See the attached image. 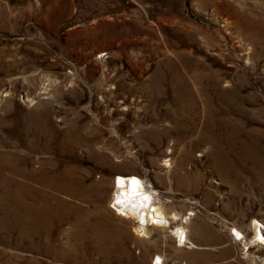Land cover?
<instances>
[{
	"label": "rangeland",
	"instance_id": "1",
	"mask_svg": "<svg viewBox=\"0 0 264 264\" xmlns=\"http://www.w3.org/2000/svg\"><path fill=\"white\" fill-rule=\"evenodd\" d=\"M0 96V264H264V0H0Z\"/></svg>",
	"mask_w": 264,
	"mask_h": 264
},
{
	"label": "bare ground",
	"instance_id": "2",
	"mask_svg": "<svg viewBox=\"0 0 264 264\" xmlns=\"http://www.w3.org/2000/svg\"><path fill=\"white\" fill-rule=\"evenodd\" d=\"M3 97L7 98L10 96L6 94ZM113 189L114 192L110 202L111 208L119 217L130 219L136 223L134 233L137 236L149 239L152 228L168 229L171 223L176 224L178 220H183V224L176 225L171 231L179 239L180 244L181 242L186 243L188 237L186 226L190 223L191 218H187V216L180 218V215L176 213L167 214L161 201L154 197L156 192L148 191L138 176L118 175V178L114 180ZM146 201L149 203L147 204ZM258 226V221L255 220L253 223L255 243L264 244V236L261 231H257ZM235 231L239 235L240 240L244 239V235L240 231ZM108 253L110 254L111 252ZM157 263L163 264L161 256L157 257Z\"/></svg>",
	"mask_w": 264,
	"mask_h": 264
},
{
	"label": "crops",
	"instance_id": "3",
	"mask_svg": "<svg viewBox=\"0 0 264 264\" xmlns=\"http://www.w3.org/2000/svg\"><path fill=\"white\" fill-rule=\"evenodd\" d=\"M147 202V204L149 203L148 201H146ZM176 212H177V214L178 215H180V218H183L184 216H185V206L184 205H177L176 206ZM181 223V220H178L177 222H176V225H179ZM183 224V223H182ZM191 224V223H190ZM189 226V225H188ZM232 236V235H231ZM171 241L173 242V243H176L175 242V240L177 239L176 237H175V235L174 234H171ZM214 247H215V245H214ZM180 248V247H179ZM156 250H159V249H156Z\"/></svg>",
	"mask_w": 264,
	"mask_h": 264
},
{
	"label": "built area",
	"instance_id": "4",
	"mask_svg": "<svg viewBox=\"0 0 264 264\" xmlns=\"http://www.w3.org/2000/svg\"><path fill=\"white\" fill-rule=\"evenodd\" d=\"M118 178V177H117ZM141 179V178H140ZM263 227V226H262ZM261 227V228H262ZM233 230L235 231V229H232L231 231H232V235H233V237H234V239L236 240V241H239L240 240V238L235 234L236 233V231H235V233H233ZM154 264H155V262H154Z\"/></svg>",
	"mask_w": 264,
	"mask_h": 264
},
{
	"label": "clouds",
	"instance_id": "5",
	"mask_svg": "<svg viewBox=\"0 0 264 264\" xmlns=\"http://www.w3.org/2000/svg\"><path fill=\"white\" fill-rule=\"evenodd\" d=\"M141 182V181H140ZM144 183V182H143ZM144 186L146 187L145 183H144ZM146 189L148 190V188L146 187ZM149 191V190H148Z\"/></svg>",
	"mask_w": 264,
	"mask_h": 264
}]
</instances>
